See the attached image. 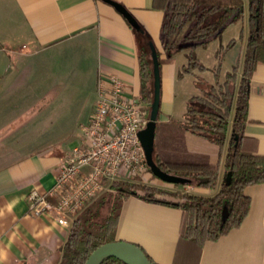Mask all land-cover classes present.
<instances>
[{
  "label": "crops",
  "instance_id": "1",
  "mask_svg": "<svg viewBox=\"0 0 264 264\" xmlns=\"http://www.w3.org/2000/svg\"><path fill=\"white\" fill-rule=\"evenodd\" d=\"M115 1L131 12L156 48L165 51L163 10L155 8L153 0ZM139 51L133 26L103 0H0V153L23 155L0 166V264H60L70 229L49 215L33 214L28 195L33 188L44 192L51 187L61 161L81 142L100 74L122 77L129 92L139 97ZM177 52L162 66V122L175 112L176 81L169 73L164 77L163 70L171 71ZM91 87L95 99L89 105L85 94ZM27 90L35 91L34 101L28 102ZM28 105L35 107L36 118L25 110ZM45 107H63L56 125L38 116ZM245 134L257 138V152L264 155L262 62L249 84ZM68 135L77 142L59 145L54 140ZM26 138H40L36 149H12V139L21 147ZM229 178L222 165L218 186ZM181 188L210 194L217 190L191 183ZM246 193L251 204L245 220L207 242L199 264H264V182L248 185ZM181 218L179 208L131 196L123 202L117 239L139 243L156 262L172 264Z\"/></svg>",
  "mask_w": 264,
  "mask_h": 264
},
{
  "label": "trees",
  "instance_id": "2",
  "mask_svg": "<svg viewBox=\"0 0 264 264\" xmlns=\"http://www.w3.org/2000/svg\"><path fill=\"white\" fill-rule=\"evenodd\" d=\"M248 1L249 31L241 72L238 73L235 66L221 81L218 76L220 68L216 67L215 82L205 88L203 94L192 97L186 117L179 124L171 123L172 119L161 123L159 116L157 120L156 163L166 172L191 179V185L195 187L217 190L212 194L192 192L181 188L185 186L183 184L153 182L157 177L149 167V180L140 176L105 180V189L75 216L60 264H84L97 247L117 240L123 202L131 196L181 209L180 236L172 264H199L207 242L217 241L243 223L251 204L246 187L264 182V155L257 152V138L245 134L250 80L257 64L264 63V0ZM244 2L153 0L154 7L164 12L162 36L165 51L157 48L161 71L177 51H185L188 59L183 66L184 73L195 74L197 69H204L194 50L221 36L227 23L241 19ZM133 28L139 37V101L145 124L154 100L151 39L140 25ZM233 44L231 41L227 47ZM161 124L162 132L172 142L185 140L192 148L201 151L206 161L163 157L158 149ZM198 143L204 147H198ZM162 147L166 148L165 142ZM222 165L230 178L218 186ZM136 244L146 252L139 243ZM146 254L153 264H160ZM102 264L127 263L111 257Z\"/></svg>",
  "mask_w": 264,
  "mask_h": 264
},
{
  "label": "built area",
  "instance_id": "3",
  "mask_svg": "<svg viewBox=\"0 0 264 264\" xmlns=\"http://www.w3.org/2000/svg\"><path fill=\"white\" fill-rule=\"evenodd\" d=\"M144 125L139 97L129 92L127 82L100 74L81 142L61 161L51 187L30 191V211L71 229L75 216L105 189V180L144 175L148 165L138 135Z\"/></svg>",
  "mask_w": 264,
  "mask_h": 264
},
{
  "label": "rangeland",
  "instance_id": "4",
  "mask_svg": "<svg viewBox=\"0 0 264 264\" xmlns=\"http://www.w3.org/2000/svg\"><path fill=\"white\" fill-rule=\"evenodd\" d=\"M249 1L245 0L244 2V14L243 17L239 20L232 21L226 24L223 33L221 36L210 40L206 45L198 46L194 50V54L199 58L200 62L204 65V69H197L195 74H186L181 70L183 64L188 63V59L185 55V52H177L174 55V60L171 64V71L163 70V76L166 77L167 74L174 76L175 90H174V101H175V112L172 117L173 124H179L186 116L187 107L192 97L196 94H203L205 88L215 82L214 69L216 67L220 68L219 78L223 81L228 72H232L234 67L237 66L238 73L242 70L244 52L247 44L248 31H249ZM182 33L179 34L181 36ZM233 41L234 44L231 47L227 45ZM229 88L233 90V86L230 85ZM236 90V87H235ZM26 94L28 95V102L34 101L35 91L27 90ZM86 100L88 104H92L95 99L94 87L90 90H86ZM235 100L233 102V106ZM25 110H28L29 116H34L36 118L35 107L26 106ZM63 111V107H45L44 115L42 117L47 125H50V121L54 120L56 125L57 114L59 111ZM71 110H75V107H71ZM77 110V109H76ZM55 111H57L55 113ZM55 113V115H54ZM50 120V121H49ZM159 122L162 121L159 119ZM168 122V121H167ZM176 122V123H174ZM78 123V122H77ZM165 123V122H164ZM52 124V123H51ZM76 122H74V125ZM79 126V125H78ZM77 126V127H78ZM158 132V149L163 157H173L178 159H187L196 162H205V157L201 151H197L188 145V142L182 140L181 142L176 139L172 142L165 133L162 132V124L159 126ZM167 133V132H166ZM166 136V137H165ZM165 142L166 148L162 147ZM170 140V142L168 141ZM39 139L36 138H26L21 142V147H15L14 144L17 139H12L13 142L12 149L21 150L25 152L26 150L36 149L39 144ZM56 142L61 145L65 144H74L77 142L76 137L68 135L64 138L54 139ZM63 142V143H61ZM198 147L203 148L202 143H198ZM6 148V147H4ZM205 149V148H204ZM23 156L19 153H0V166L9 161L15 160ZM144 180H149L150 173L146 172L144 175L140 176ZM156 183L162 184L164 181L159 178L155 179ZM154 182V180H153ZM56 220V219H55ZM67 227V226H66Z\"/></svg>",
  "mask_w": 264,
  "mask_h": 264
},
{
  "label": "water",
  "instance_id": "5",
  "mask_svg": "<svg viewBox=\"0 0 264 264\" xmlns=\"http://www.w3.org/2000/svg\"><path fill=\"white\" fill-rule=\"evenodd\" d=\"M103 1L114 6L133 27H139L131 12L123 4L115 0ZM150 46L154 70V100L152 102L150 117L138 133L139 139L145 152L147 165L157 178L168 183L190 184L191 179L164 171L154 160L157 120L161 106L162 82L157 48L152 41L150 42ZM111 257L120 259L127 264H153L146 252L139 245L123 239H117L100 245L88 256L84 264H102L106 259Z\"/></svg>",
  "mask_w": 264,
  "mask_h": 264
}]
</instances>
